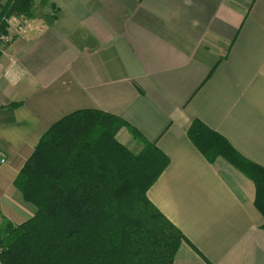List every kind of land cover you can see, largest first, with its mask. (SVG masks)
<instances>
[{
  "label": "crops",
  "instance_id": "1",
  "mask_svg": "<svg viewBox=\"0 0 264 264\" xmlns=\"http://www.w3.org/2000/svg\"><path fill=\"white\" fill-rule=\"evenodd\" d=\"M45 1L0 50V232L34 214L13 182L42 135L96 110L168 157L147 198L184 237L173 264H264L253 182L187 136L199 120L264 168V0Z\"/></svg>",
  "mask_w": 264,
  "mask_h": 264
},
{
  "label": "trees",
  "instance_id": "2",
  "mask_svg": "<svg viewBox=\"0 0 264 264\" xmlns=\"http://www.w3.org/2000/svg\"><path fill=\"white\" fill-rule=\"evenodd\" d=\"M31 3L12 0L0 21L27 14ZM123 127L137 147L116 139ZM187 136L208 162L221 158L253 182L264 216V168L199 120ZM168 164L154 143L117 116L80 110L61 118L14 179L34 214L20 225H3L1 264H173L184 237L147 198Z\"/></svg>",
  "mask_w": 264,
  "mask_h": 264
},
{
  "label": "built area",
  "instance_id": "3",
  "mask_svg": "<svg viewBox=\"0 0 264 264\" xmlns=\"http://www.w3.org/2000/svg\"><path fill=\"white\" fill-rule=\"evenodd\" d=\"M1 22H4L5 25L3 27L4 32H0V50H2L4 46L8 45L15 37L23 38L25 34L28 33L26 22H23L22 20L2 17L0 24ZM3 162H5V159L0 158V163Z\"/></svg>",
  "mask_w": 264,
  "mask_h": 264
},
{
  "label": "rangeland",
  "instance_id": "4",
  "mask_svg": "<svg viewBox=\"0 0 264 264\" xmlns=\"http://www.w3.org/2000/svg\"><path fill=\"white\" fill-rule=\"evenodd\" d=\"M49 3V1H48ZM48 3H46L45 0H32V3L30 5V8L27 12V14H22V15H26L27 17H32L35 19V20H38L41 19L45 14H43L44 12L46 11H49L51 10L52 8L48 5ZM48 8V10H46V8ZM53 11V10H51ZM20 20H22V17L20 16Z\"/></svg>",
  "mask_w": 264,
  "mask_h": 264
}]
</instances>
